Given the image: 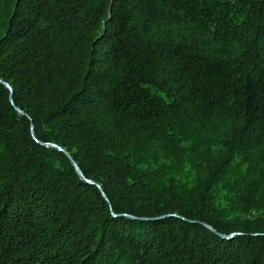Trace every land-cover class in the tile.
<instances>
[{
  "label": "trees",
  "instance_id": "obj_1",
  "mask_svg": "<svg viewBox=\"0 0 264 264\" xmlns=\"http://www.w3.org/2000/svg\"><path fill=\"white\" fill-rule=\"evenodd\" d=\"M0 79V264H264V0H0Z\"/></svg>",
  "mask_w": 264,
  "mask_h": 264
},
{
  "label": "water",
  "instance_id": "obj_2",
  "mask_svg": "<svg viewBox=\"0 0 264 264\" xmlns=\"http://www.w3.org/2000/svg\"><path fill=\"white\" fill-rule=\"evenodd\" d=\"M0 82L4 83V84H5V85L11 90L10 98H11V101L13 102V98H12V87L10 86V84H9L8 82H6V81H4V80H2V79H0ZM16 109H17L19 112L23 113V111H22L20 108L16 107ZM32 132H33V135L35 136V132H34V128H33V126H32ZM35 137H36V136H35ZM43 144L46 145V146L57 147V148H59L60 150H63V151L67 154V156L71 159L72 164L74 165V167H75L77 173L80 175V177H81L83 180H85L86 182L90 183V184H96L95 181H93V180L87 178V177L84 175V173H83L82 169L80 168V166L78 165V163L73 159V157L71 156V154H70L67 150L63 149L62 147H60V146L57 145L56 143H43ZM97 186L100 188V190H101L103 196H104L106 199H108V196L106 195V193L104 192V190L102 189V187H101L99 184H97ZM211 228H212V227H211ZM212 229L215 230L214 228H212ZM235 234H236V233H232V234H230V235L221 234V236H222V237H225V238H230V237L234 236Z\"/></svg>",
  "mask_w": 264,
  "mask_h": 264
},
{
  "label": "rangeland",
  "instance_id": "obj_3",
  "mask_svg": "<svg viewBox=\"0 0 264 264\" xmlns=\"http://www.w3.org/2000/svg\"><path fill=\"white\" fill-rule=\"evenodd\" d=\"M108 200V199H107Z\"/></svg>",
  "mask_w": 264,
  "mask_h": 264
}]
</instances>
